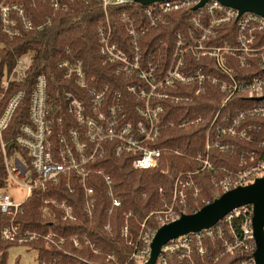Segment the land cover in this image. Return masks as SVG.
I'll return each instance as SVG.
<instances>
[{"label":"built area","instance_id":"1","mask_svg":"<svg viewBox=\"0 0 264 264\" xmlns=\"http://www.w3.org/2000/svg\"><path fill=\"white\" fill-rule=\"evenodd\" d=\"M76 1L94 4L104 13L95 28V41L101 64L111 68V76L107 83H99L65 47L57 63L68 84L62 92L64 108L48 103L47 77L38 74L28 96V123L12 141L24 155L8 152L3 134L26 91L19 90L7 100L0 113V153L7 183L21 187L24 199L16 201L5 187L0 188V215L7 219L0 239L20 246L39 244L46 253H59L38 260L39 264H115L116 257L102 253L87 233L66 235L55 223L73 224L80 215L91 220L99 202V181L108 203L103 230L110 231L113 213L122 202L100 163L111 154L127 158L133 170L154 169L168 152L160 146L165 131L204 122L202 117L170 118L169 106L191 104L214 89L220 100L202 131L203 147L193 155L198 170L178 173L168 193L159 187V208L147 214L135 232L129 223L134 215H124L119 233L131 249L127 263L144 264L161 226L209 203L200 198L201 173L208 174L211 189L219 194L264 176V100H258L264 97V17L250 12L238 15L216 0L196 10L199 0L146 6L131 0H0V51L5 39L41 31ZM132 4L141 8L122 9ZM39 6L47 14L37 18L34 12ZM186 10L190 13L184 19L181 13ZM184 20L183 29L171 34L166 30L173 21ZM31 65L29 56L15 60L1 84L0 102L11 84L27 83ZM236 96L249 99V105L226 113ZM242 143L253 147L241 149ZM212 151L236 158V167L214 166ZM49 185L79 197L80 213L71 202L43 196L38 212L45 230L25 228L19 221L24 203L35 190L45 192ZM252 218L251 205L236 208L212 228L168 242L154 264H170L172 259L179 264H215L236 253L241 256L236 264H255Z\"/></svg>","mask_w":264,"mask_h":264},{"label":"trees","instance_id":"2","mask_svg":"<svg viewBox=\"0 0 264 264\" xmlns=\"http://www.w3.org/2000/svg\"><path fill=\"white\" fill-rule=\"evenodd\" d=\"M39 6V11L34 12L35 17L40 18L47 14V9ZM132 9L138 11L141 7L137 4L122 7V9ZM121 10V8H117ZM190 10L181 13L185 18ZM104 13L101 9L91 5H85L80 2H74L67 13L58 14L52 20L49 26H45L39 32H30L21 38L14 40H4L3 49L0 51V92L4 77L10 72L15 60L23 56H29L32 59V65L28 72L27 83L24 86L11 84L0 102V113L3 111L7 100L17 91L25 90L26 96L21 100L14 116L3 134V141L7 145L8 152L24 153L12 142L19 133L22 125L28 123V96L32 88L35 77L38 74H44L47 77V98L49 104H54L56 108H64L62 102V92L68 88V84L63 80L61 72L57 69V63L64 57L65 47L71 48L73 54L79 58L85 72L89 76L95 77L99 83H107L111 76V68L103 66L97 54L95 41V28L103 19ZM174 19V18H173ZM116 23V24H114ZM185 20L174 22L166 30L171 34L177 29L185 27ZM114 27L118 28L116 20L113 21ZM220 100L219 94L212 89L204 96L196 97L191 104L169 106L172 112L170 118L178 121L198 118H204L201 125L186 127L179 130H167L163 133L160 146L165 147L168 152L161 156L157 166L150 170H133L127 158H115L109 154L100 165L112 177L114 182L115 194L120 198L122 206L115 210L111 221V230H103L106 222L105 211L108 207L107 201L101 194V183H97V193L99 202L95 207L94 217L88 220L80 215L76 223H63L57 221L55 226L60 233L69 235L73 233H87L94 245L102 253L112 254L116 257L115 264H125L128 261L131 249L126 246L120 236V228L124 223V215L131 212L134 217L130 219L132 231L135 232L137 224L150 212L159 208V198L157 189L163 187L168 193L174 177L182 171L198 170V164L194 161L193 155L203 147L202 131L207 127L209 118L217 110ZM249 99L243 96H236L226 109V113H232L236 108H243L249 105ZM241 149H251L253 145L248 143L240 144ZM179 153L175 154L174 151ZM211 160L214 166L235 168L237 159L226 155L211 152ZM5 170L0 153V188L5 187ZM200 189V198L212 202L221 194L215 193L209 184L208 174L201 173L198 179ZM57 198L71 202L80 213L81 199L65 192L61 186L49 185L47 191L35 190L23 206L24 214L19 221L25 228L35 230H45L42 227L44 220L38 212L41 198ZM205 205H201V209ZM7 222V219L0 215V229ZM51 224V223H46ZM44 228V229H42ZM13 244L5 243L0 239V264H7V250ZM36 251L38 260L59 256V253H46L39 244L32 245ZM90 259L94 257L88 252H84ZM241 258L239 253L226 256L215 264H236ZM129 264V263H127ZM170 264H179L172 259Z\"/></svg>","mask_w":264,"mask_h":264},{"label":"water","instance_id":"3","mask_svg":"<svg viewBox=\"0 0 264 264\" xmlns=\"http://www.w3.org/2000/svg\"><path fill=\"white\" fill-rule=\"evenodd\" d=\"M142 6L167 0H131ZM211 0H199L193 8L196 10ZM224 6L238 11V15L250 12L264 17V0H216ZM258 100H264V97ZM251 205L253 207V237L255 264H264V176L255 179L247 186L236 187L221 194L212 202L192 214L182 215L176 221L161 226L155 233L150 245V257L144 264H154L161 248L168 242L190 233H199L216 225L236 208Z\"/></svg>","mask_w":264,"mask_h":264},{"label":"rangeland","instance_id":"4","mask_svg":"<svg viewBox=\"0 0 264 264\" xmlns=\"http://www.w3.org/2000/svg\"><path fill=\"white\" fill-rule=\"evenodd\" d=\"M5 190L15 199H24V190L16 185L5 183ZM7 264H39L37 251L30 246L11 245L7 250Z\"/></svg>","mask_w":264,"mask_h":264}]
</instances>
